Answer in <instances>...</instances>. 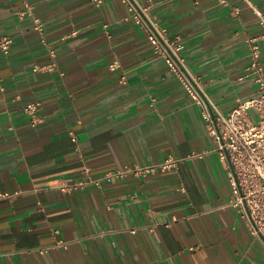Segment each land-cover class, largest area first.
I'll use <instances>...</instances> for the list:
<instances>
[{"label": "crops", "instance_id": "crops-1", "mask_svg": "<svg viewBox=\"0 0 264 264\" xmlns=\"http://www.w3.org/2000/svg\"><path fill=\"white\" fill-rule=\"evenodd\" d=\"M137 1L180 35L188 69L223 112L256 96L254 77H239L249 39L264 64V30L245 0ZM4 36L13 43L0 50V193L9 194L0 196V264H264L201 106L127 3L0 0ZM28 101L42 103L37 127ZM169 155L183 158L172 171L60 190L86 168L99 176Z\"/></svg>", "mask_w": 264, "mask_h": 264}, {"label": "built area", "instance_id": "built-area-1", "mask_svg": "<svg viewBox=\"0 0 264 264\" xmlns=\"http://www.w3.org/2000/svg\"><path fill=\"white\" fill-rule=\"evenodd\" d=\"M135 19L147 32L154 52L165 60L167 66L175 73L184 86L187 94L195 103L201 106L202 115L207 123L208 133L218 144L219 157L227 167L229 181L232 188V205L237 208L240 216L249 226L251 234L264 244V64L262 50L258 38L248 40L250 54L249 63L245 73L239 77L243 80L253 76L258 85L256 96L238 102L227 113L223 112L218 104L204 91L199 79L192 75L187 67L184 56V43L180 35L171 36L167 27L162 26L148 13L149 7L142 6L137 0H123ZM229 5V0H219ZM100 6L104 0H93ZM252 9L260 27L264 30V10L251 0H245ZM30 9V5H27ZM240 8L235 7L234 13L239 14ZM25 12H22L23 15ZM34 29L44 34L45 23L39 18L34 19ZM264 38V34L262 35ZM13 43L12 36L0 38V50L8 53ZM52 59L56 57L55 49H49ZM114 62L111 68L117 65ZM55 62L46 65V69H54ZM2 78L0 76V87ZM42 103L28 101L23 106L24 113L29 117V124L37 127L43 123L41 116ZM71 137L76 141V135L71 132ZM203 152H194L192 157H203ZM183 158L169 155L162 161L149 165H125L107 171L99 176H94L88 168L83 170V175L73 182L64 183L60 190L67 193L84 190L88 187L102 189L104 184L121 180L129 175L148 176L158 172H168L176 169ZM0 196H9L0 193ZM63 244V243H59ZM45 250H42L44 252Z\"/></svg>", "mask_w": 264, "mask_h": 264}]
</instances>
